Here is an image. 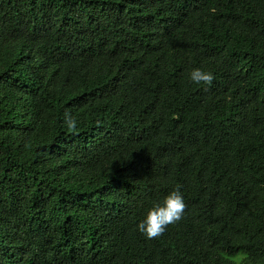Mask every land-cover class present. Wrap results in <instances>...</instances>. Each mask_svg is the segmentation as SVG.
<instances>
[{
	"label": "trees",
	"instance_id": "trees-1",
	"mask_svg": "<svg viewBox=\"0 0 264 264\" xmlns=\"http://www.w3.org/2000/svg\"><path fill=\"white\" fill-rule=\"evenodd\" d=\"M0 264H264V0H0Z\"/></svg>",
	"mask_w": 264,
	"mask_h": 264
},
{
	"label": "clouds",
	"instance_id": "clouds-1",
	"mask_svg": "<svg viewBox=\"0 0 264 264\" xmlns=\"http://www.w3.org/2000/svg\"><path fill=\"white\" fill-rule=\"evenodd\" d=\"M190 81L197 85L210 86L214 80V75L210 71L203 70L199 67L192 68L188 73ZM63 122L67 128H74L76 120L72 114L65 111ZM186 204L184 196L179 188L169 191L162 201L153 203L148 207L143 218L137 222L136 229L146 238L152 239L160 236L170 224L179 221L182 218Z\"/></svg>",
	"mask_w": 264,
	"mask_h": 264
},
{
	"label": "bare ground",
	"instance_id": "bare-ground-1",
	"mask_svg": "<svg viewBox=\"0 0 264 264\" xmlns=\"http://www.w3.org/2000/svg\"><path fill=\"white\" fill-rule=\"evenodd\" d=\"M211 16V15H210ZM114 17V16H113ZM114 24V23H113ZM111 28V27H110ZM105 29V28H104ZM105 32V31H104ZM107 35V34H106ZM204 44V43H203ZM60 45V44H59ZM218 50V49H217ZM84 56V55H83ZM242 56V55H241ZM83 59V58H82ZM88 70V69H87ZM72 72V71H71ZM236 76V75H235ZM108 77V76H107ZM73 87V86H72ZM90 90V89H89ZM78 91V90H77ZM96 92V91H95ZM78 94V93H77ZM76 94V95H77ZM69 96V95H68ZM90 96V95H89ZM99 96V95H98ZM238 97V96H237ZM66 99V98H65ZM96 101V100H95ZM65 103V102H64ZM67 103V102H66ZM113 103V102H112ZM207 103V102H206ZM207 105V104H206ZM210 106V105H209ZM86 107V106H85ZM198 107V106H197ZM204 108V107H203ZM83 110V109H82ZM198 112V111H197ZM206 113V112H205ZM221 116V115H220ZM218 117V116H217ZM195 118V117H194ZM202 121V120H201ZM195 125V124H194ZM225 130V129H224ZM198 160V159H197Z\"/></svg>",
	"mask_w": 264,
	"mask_h": 264
}]
</instances>
